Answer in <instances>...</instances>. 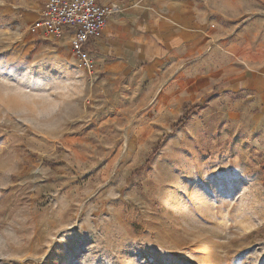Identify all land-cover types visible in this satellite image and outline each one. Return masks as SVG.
Returning a JSON list of instances; mask_svg holds the SVG:
<instances>
[{
	"label": "rangeland",
	"instance_id": "obj_1",
	"mask_svg": "<svg viewBox=\"0 0 264 264\" xmlns=\"http://www.w3.org/2000/svg\"><path fill=\"white\" fill-rule=\"evenodd\" d=\"M46 1L0 0V264H264V117L108 90L32 32Z\"/></svg>",
	"mask_w": 264,
	"mask_h": 264
},
{
	"label": "crops",
	"instance_id": "obj_2",
	"mask_svg": "<svg viewBox=\"0 0 264 264\" xmlns=\"http://www.w3.org/2000/svg\"><path fill=\"white\" fill-rule=\"evenodd\" d=\"M101 2L119 10L86 48L108 90L135 79L173 102L243 93L264 117V60L254 51L263 45L253 36L264 32V0Z\"/></svg>",
	"mask_w": 264,
	"mask_h": 264
},
{
	"label": "built area",
	"instance_id": "obj_3",
	"mask_svg": "<svg viewBox=\"0 0 264 264\" xmlns=\"http://www.w3.org/2000/svg\"><path fill=\"white\" fill-rule=\"evenodd\" d=\"M119 9L103 4L101 0H47L32 32L41 30L49 38L69 36L70 47L80 65L93 73L95 62L86 45L101 37L108 17Z\"/></svg>",
	"mask_w": 264,
	"mask_h": 264
},
{
	"label": "trees",
	"instance_id": "obj_4",
	"mask_svg": "<svg viewBox=\"0 0 264 264\" xmlns=\"http://www.w3.org/2000/svg\"><path fill=\"white\" fill-rule=\"evenodd\" d=\"M188 119V115L185 114L182 118H180V120H178V122L174 125V129L179 128V126L183 125L185 123V121Z\"/></svg>",
	"mask_w": 264,
	"mask_h": 264
}]
</instances>
